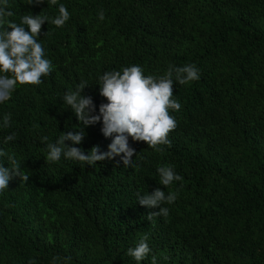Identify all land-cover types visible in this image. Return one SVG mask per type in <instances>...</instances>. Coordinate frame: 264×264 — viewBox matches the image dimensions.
<instances>
[{
	"label": "trees",
	"instance_id": "1",
	"mask_svg": "<svg viewBox=\"0 0 264 264\" xmlns=\"http://www.w3.org/2000/svg\"><path fill=\"white\" fill-rule=\"evenodd\" d=\"M61 3L70 19L45 22L37 38L54 70L40 85L17 84L0 103V148L30 177H13L0 194V264H151L153 255L157 264H264V0H7V19L55 18ZM186 64L200 79L180 85L173 75L181 108L169 110L177 121L170 147L157 152L129 137L135 167L124 166L123 154L94 166L62 156L43 168L28 157L33 146L47 148L43 136L55 143L83 127L63 100L81 81L98 115L108 102L100 95L105 72L138 65L159 78ZM38 91L42 105L33 103ZM8 113V128L16 124L30 142L18 153L15 139L5 143ZM102 127L101 119L84 128L80 144H66L107 152L113 138ZM0 164L10 167L7 156ZM162 166L183 180L165 188ZM156 188L177 199L150 222L159 209L138 195ZM145 236L151 252L137 262L127 251Z\"/></svg>",
	"mask_w": 264,
	"mask_h": 264
},
{
	"label": "clouds",
	"instance_id": "2",
	"mask_svg": "<svg viewBox=\"0 0 264 264\" xmlns=\"http://www.w3.org/2000/svg\"><path fill=\"white\" fill-rule=\"evenodd\" d=\"M44 2L45 0H32V4ZM47 3L57 5L58 0H47ZM0 5H3L0 6V27L7 25L0 31V73H4L0 75V103H4L11 99L17 84L40 85L43 83L42 77L52 73L53 65L46 58L45 50L37 38L40 37L45 22L50 20L55 26L63 27L70 19V13L61 3L57 17L50 19L42 13L39 15L29 13L21 17V23L18 25L7 19L14 15L12 11L6 9L7 0H0ZM99 19H104L102 11L99 13ZM26 28L30 31H26ZM173 75L180 85L200 79L198 68L192 64L169 68L167 74L159 78L152 75L145 76L143 69L138 65L124 67L122 71L105 72L100 77L99 85L100 95L108 102H102L104 104L100 105L98 115L94 114L96 106L91 97L83 95L85 88L88 87L87 82L81 81L75 91L70 90L64 94L63 100L70 106L83 127L79 131H68L62 134L55 143H47L48 137L43 136L41 142L46 143L47 148L33 146L30 148L32 155L28 157L42 164L43 168L44 164L59 162L62 156L68 160L94 166L97 162L115 159L123 154L124 166L135 167V162L132 160L135 150L129 147V137L135 142H146L157 152L164 150L162 146H171L168 137L169 133L177 127V121L170 115L169 110L179 111L181 108V104L173 98ZM44 94L40 91L36 92L33 103L42 105ZM10 117V113L5 114L2 122V127L6 128L7 133H12L5 137V143L15 139L13 145L18 153L22 145L30 144V142L28 140L25 142L26 137L16 124L13 130L8 128L11 123ZM47 118L54 120V112L50 111ZM101 119L103 135L113 138L107 152H101L98 146H94L90 153L85 155L83 149L66 144V141H71L72 145L80 144L86 136L84 128L100 123ZM4 156H7L10 167L0 164V194L9 188V182L13 177H19L25 183L30 178L22 171L14 155L9 156L0 148V157ZM157 171L160 184L165 188L172 185L174 181L183 180V177L176 174L171 166L158 167ZM176 199L177 193L166 194L160 188H156L151 194L138 195L140 205L149 209H159L157 212L148 214L147 219L150 222L155 216L166 217L169 209L162 205L172 204ZM146 241L145 236L134 248L128 249L127 255L137 262L145 260L151 252ZM53 264H56L55 259ZM151 264H157V258L154 255Z\"/></svg>",
	"mask_w": 264,
	"mask_h": 264
}]
</instances>
